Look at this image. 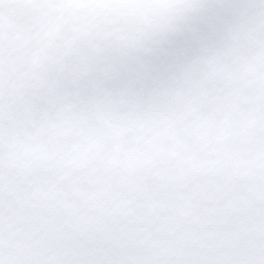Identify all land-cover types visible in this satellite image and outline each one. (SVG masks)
<instances>
[{
  "label": "snow or ice",
  "instance_id": "obj_1",
  "mask_svg": "<svg viewBox=\"0 0 264 264\" xmlns=\"http://www.w3.org/2000/svg\"><path fill=\"white\" fill-rule=\"evenodd\" d=\"M0 264H264V0H0Z\"/></svg>",
  "mask_w": 264,
  "mask_h": 264
}]
</instances>
